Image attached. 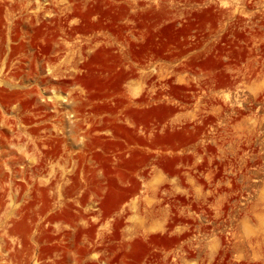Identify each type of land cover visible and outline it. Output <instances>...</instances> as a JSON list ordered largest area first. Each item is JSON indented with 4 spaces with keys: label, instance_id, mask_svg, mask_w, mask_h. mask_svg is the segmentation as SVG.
<instances>
[{
    "label": "rangeland",
    "instance_id": "obj_1",
    "mask_svg": "<svg viewBox=\"0 0 264 264\" xmlns=\"http://www.w3.org/2000/svg\"><path fill=\"white\" fill-rule=\"evenodd\" d=\"M0 264H264V0H0Z\"/></svg>",
    "mask_w": 264,
    "mask_h": 264
}]
</instances>
